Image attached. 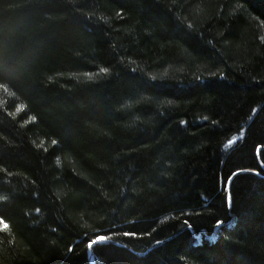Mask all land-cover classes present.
<instances>
[{"label":"trees","instance_id":"obj_1","mask_svg":"<svg viewBox=\"0 0 264 264\" xmlns=\"http://www.w3.org/2000/svg\"><path fill=\"white\" fill-rule=\"evenodd\" d=\"M0 83V264H264V0H0Z\"/></svg>","mask_w":264,"mask_h":264},{"label":"snow or ice","instance_id":"obj_2","mask_svg":"<svg viewBox=\"0 0 264 264\" xmlns=\"http://www.w3.org/2000/svg\"><path fill=\"white\" fill-rule=\"evenodd\" d=\"M101 72H107V69L105 68H101L100 69ZM89 76V78H91V74H86ZM0 89L4 90L5 92L8 91V89L6 88V86L2 83H0ZM240 136L242 137L243 136V132H241ZM237 137H233L232 139H230L227 143V145H225V147H229L230 145H233L236 141H237ZM53 143H56V141L54 140ZM59 163V162H58ZM239 174V171L238 172H235L233 173V176L235 175H238ZM233 176H230L228 178V181H227V185L230 187V184H231V180L233 178ZM9 227V225L3 220V219H0V228H3V229H7ZM125 236H128V235H136L135 233H124ZM109 239V237L107 236H104V235H97L95 237V239L91 240V242L88 244V248L91 249L93 248V246L97 245L98 243H102V242H106L107 240Z\"/></svg>","mask_w":264,"mask_h":264},{"label":"water","instance_id":"obj_3","mask_svg":"<svg viewBox=\"0 0 264 264\" xmlns=\"http://www.w3.org/2000/svg\"><path fill=\"white\" fill-rule=\"evenodd\" d=\"M90 255H91V253H90Z\"/></svg>","mask_w":264,"mask_h":264}]
</instances>
